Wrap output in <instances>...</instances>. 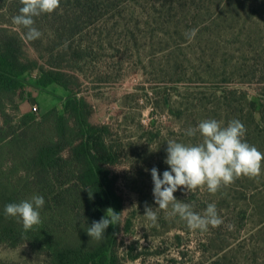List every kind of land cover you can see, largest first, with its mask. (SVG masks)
I'll return each mask as SVG.
<instances>
[{
    "label": "rangeland",
    "instance_id": "374dc122",
    "mask_svg": "<svg viewBox=\"0 0 264 264\" xmlns=\"http://www.w3.org/2000/svg\"><path fill=\"white\" fill-rule=\"evenodd\" d=\"M15 1L0 0V28L22 38L23 60L47 69L61 55L69 85L92 108L89 123L109 130L105 141L118 155L109 176L125 210L115 264H264V161L259 177L241 176L216 193L206 186L174 193L199 214L214 203L219 227L192 230L171 207L156 209L155 223L144 216L146 204L157 207L150 170L161 178L169 170L167 141L199 143V133L186 135L199 122L239 120L246 142L264 153V0H61L34 18L42 36L31 42L13 23L17 13L5 11ZM29 76L33 82L38 71ZM66 95L57 85L25 86L17 109L4 107L10 126L61 110ZM0 264H47V255L27 241L0 244Z\"/></svg>",
    "mask_w": 264,
    "mask_h": 264
},
{
    "label": "trees",
    "instance_id": "16d2710c",
    "mask_svg": "<svg viewBox=\"0 0 264 264\" xmlns=\"http://www.w3.org/2000/svg\"><path fill=\"white\" fill-rule=\"evenodd\" d=\"M18 2L5 11L18 15ZM60 56H51L47 69L24 61L22 38L0 28V244L15 247L27 241L34 250L46 252L47 264H115L112 251L119 223L110 225L101 241L92 240L86 231L105 216L104 208L121 212L122 201L108 170L118 155L105 141L108 128L89 123L92 108L69 85ZM34 71L38 76L31 82L27 77ZM50 85L67 92L61 110L54 107L40 118L25 114L17 127L10 126L4 107L16 110L15 99L25 86L43 91ZM87 190L93 192L92 199ZM33 195L45 200L42 223L25 232L15 218L5 216L4 208Z\"/></svg>",
    "mask_w": 264,
    "mask_h": 264
},
{
    "label": "clouds",
    "instance_id": "9594fccd",
    "mask_svg": "<svg viewBox=\"0 0 264 264\" xmlns=\"http://www.w3.org/2000/svg\"><path fill=\"white\" fill-rule=\"evenodd\" d=\"M60 2L61 0H20L22 7L19 14L12 18L13 23L26 30L24 34L27 40H37L42 33L34 26V18L53 13L60 7ZM196 31L190 30L185 34L186 38L193 39ZM197 133L201 140L196 144L167 141L164 163L169 166V170L163 172L162 178L156 167L150 170L154 185L152 194L157 207L146 204L144 216L153 223L158 218L156 209L167 211L171 207L169 214L178 215L192 230L204 232L210 226L219 227L223 220L214 203H209L204 213L199 214L193 211L190 204L178 200L174 193L181 188L189 193L204 186L210 193H216L241 176L256 178L261 174L264 153L246 142V128L241 121L234 119L222 126L215 119H206L199 122L196 128L186 131L189 137H194ZM87 191L92 199L93 192ZM44 204L43 196L33 195L31 199L5 205L4 214L15 218L27 232L42 223L40 210ZM122 212L108 208L104 217L93 221L87 228V235L92 240L101 241L106 229L119 223Z\"/></svg>",
    "mask_w": 264,
    "mask_h": 264
},
{
    "label": "water",
    "instance_id": "95a60500",
    "mask_svg": "<svg viewBox=\"0 0 264 264\" xmlns=\"http://www.w3.org/2000/svg\"><path fill=\"white\" fill-rule=\"evenodd\" d=\"M31 103L33 104V103H35V101L34 100H31Z\"/></svg>",
    "mask_w": 264,
    "mask_h": 264
}]
</instances>
